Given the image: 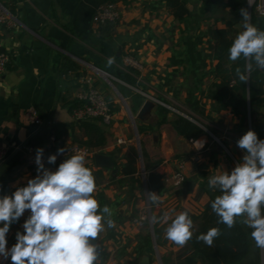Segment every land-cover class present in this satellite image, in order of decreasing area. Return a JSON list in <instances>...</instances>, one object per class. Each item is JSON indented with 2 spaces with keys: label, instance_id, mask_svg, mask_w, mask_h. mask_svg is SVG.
<instances>
[{
  "label": "crops",
  "instance_id": "0c3cea01",
  "mask_svg": "<svg viewBox=\"0 0 264 264\" xmlns=\"http://www.w3.org/2000/svg\"><path fill=\"white\" fill-rule=\"evenodd\" d=\"M167 1L0 0L16 22V25L0 23V48L9 58L0 77V146L8 148L7 161H11L9 165L7 161L0 165V197L11 195L38 175L37 171H31L26 161L27 146L41 149L52 136L56 138V145L76 143L70 126L76 119L70 106L85 89L82 77L89 76L112 103L115 113L113 123L106 125L108 143L102 149L113 158L115 166L101 167L93 158L86 159L90 169L102 175L96 182L93 196L101 209L104 206L111 209L112 215L105 216L115 222L112 228H108L105 222V234L97 247V261L103 254L107 257L102 264H136L144 255L136 252V246L147 225L138 226L132 220L145 211L146 185L142 174L139 183L134 180L138 174L130 176L115 172L117 164L126 163L131 147L135 146L136 130L118 93L103 74L95 73L90 66L118 77L121 72H129L124 56L132 55L142 64L137 76L139 88L189 109L180 100L186 98L190 80L182 81L193 75L184 74L182 65L172 64L179 48L175 46L182 36L205 31L210 26L227 27L235 34L228 22L241 14L240 10L236 12L227 5L223 15L227 21L212 25L210 21L206 23L204 17L216 15L215 7L220 0L212 3L185 0L190 13L181 20L172 14ZM110 2L116 4L120 18L116 22L96 21L98 9ZM238 22L234 25L236 29H239ZM195 25L197 29H194ZM202 46L207 47V44ZM110 58L114 60L111 65L108 64ZM217 64L218 60L208 58L205 71L209 72L211 66ZM166 78H170L171 86L181 92L180 100L168 93V86L164 85ZM217 82L214 74H204L202 89L206 93ZM116 86L136 115L145 97L129 85L116 83ZM202 101L206 103V114L210 118L197 115L199 120L222 138L241 163L245 153L237 142L248 130V114L244 121V117L231 106L216 112L206 95ZM32 106L38 109L43 121L41 125L32 123L26 115ZM175 115L170 111L158 114L157 108L149 121L139 120L137 124L140 147L147 154L149 163L159 161L154 171L165 183L164 192L153 193L160 199L152 204L158 252L161 258L169 257L170 264H174L182 247L166 239V228L180 212L197 213L195 205L204 207L212 196L219 195V190L208 187V179L223 171L230 173L233 166L230 156L208 136L190 139L178 134L173 126ZM155 131L159 132L158 136L154 135ZM75 132L81 135L78 128ZM118 139L124 142L118 143ZM259 139L264 140V136ZM197 142L207 143L206 148H197ZM62 162L46 164L45 169L55 171ZM29 215L30 210H26L19 221L10 226L6 237L8 248L17 242L16 233H23L22 225ZM150 258L151 264H156L153 254ZM0 264H11V260L0 258Z\"/></svg>",
  "mask_w": 264,
  "mask_h": 264
},
{
  "label": "clouds",
  "instance_id": "9594fccd",
  "mask_svg": "<svg viewBox=\"0 0 264 264\" xmlns=\"http://www.w3.org/2000/svg\"><path fill=\"white\" fill-rule=\"evenodd\" d=\"M254 0H248L251 8ZM243 29L233 40L228 53L229 60L243 59L244 72L236 69L240 82L249 79L252 62L264 70V30L251 23L248 9H240ZM113 58L108 60L111 65ZM198 147L203 146L197 142ZM245 153L242 162L231 173L223 171L208 179V187L220 194L211 202V209L219 218L218 223L233 228L239 222L251 229L255 246L264 249V140L253 130H248L237 142ZM65 149H59L63 154ZM57 156L48 157L54 164ZM35 163L38 175L27 185L17 188L11 195L0 197V258H10L11 264H95L98 259L95 241L105 228L115 227L108 218L111 209H102L93 193L96 181L93 172L86 167V157L76 153L59 164L55 171L45 169L43 150L37 149ZM159 197L150 194L153 203ZM26 210L29 217L23 223V233H16V243L7 247L10 226L18 222ZM168 217L165 215L164 220ZM156 222V218H153ZM193 221L187 211L172 219L166 228V239L183 247L193 235ZM221 235L220 229L210 228L199 240L211 246Z\"/></svg>",
  "mask_w": 264,
  "mask_h": 264
},
{
  "label": "trees",
  "instance_id": "16d2710c",
  "mask_svg": "<svg viewBox=\"0 0 264 264\" xmlns=\"http://www.w3.org/2000/svg\"><path fill=\"white\" fill-rule=\"evenodd\" d=\"M214 0H204V2H213ZM168 7L172 14L181 20H185V17L190 13L185 0H168ZM230 6L234 11H239L242 8L247 9V0H232ZM239 20L242 21L241 14L237 15V19L229 21L228 24L232 29H235V34L229 28L210 26L205 31H200L196 34L189 33L186 36H182L175 48V58L172 60L174 66H183L184 74H192L188 79L190 80L188 93L186 98L181 99V92L171 86V79H164V85L168 86V93L172 94L175 99H178L187 106L193 113L202 118H210L206 114V103L202 101L203 95L207 96V99L211 101V108L213 111L219 112L228 106H231L234 111L245 118L247 111H242L240 106H261L264 105V70L256 67L255 62H252V68L250 72H245L249 79L247 82H240L236 69L240 68L244 72L245 61L243 59L236 62L229 60L228 50L240 32L239 29L234 28V25ZM190 23V22H189ZM251 23L258 29L264 30V18L252 14ZM194 29H197L196 25ZM207 44V47H203V44ZM7 54L6 51L0 48V55ZM211 61L218 60L216 66H211L209 72L207 69V59ZM129 72H121L118 77L126 80L127 82L137 85V76L140 74L139 70L132 67H128ZM212 73L218 78L219 82L214 83L206 93L202 89L204 74ZM82 105V101L75 100L70 106V110L73 112L76 108ZM169 110L164 106H158V114L168 113ZM173 120V126L177 133L185 138L198 139L202 135H206L212 139V136L208 134L200 125L194 121L176 114ZM264 114L252 111L251 117V130L255 131L258 138L264 136V121L261 119ZM73 130L74 141L80 145L87 146L93 151L102 152L103 147L108 143V134L106 124L101 118L90 117L80 120H74L70 125ZM78 128L81 135L75 132ZM141 131V128H140ZM213 132H215L212 129ZM248 131V130H247ZM246 131V132H247ZM207 143L204 145L206 148ZM142 155L144 158V170L146 172L147 186L153 192L162 193L165 191V183L162 176L155 172L154 169L159 164V161L149 163L147 160V154L142 148ZM11 161H7L6 164H10ZM86 167L90 169V164L86 163ZM91 170V169H90ZM92 171V170H91ZM93 172L95 181L101 178V172ZM116 173L124 175L134 176L135 181L141 182V168L139 164V155L136 146L131 147V152L127 156L126 163L119 165L115 168ZM220 194V192H219ZM217 196V195H216ZM216 196H212L209 202L204 207L195 205L198 210L197 213L189 214L193 221L192 238L178 251L174 264H262L261 249L255 246L254 241L250 236L251 229L246 225L239 222L236 225L228 229L226 225L218 223L219 218L212 212L211 202ZM154 218V217H153ZM216 227L220 229L221 235L214 239L211 246L205 244L199 240L198 237L212 228ZM154 233L156 237L157 226L154 222ZM150 230H146L138 237V244L136 246V252L141 254L154 253V247L152 244ZM106 254H103L101 260L96 261L95 264H102L106 260ZM162 264H170L169 257H162Z\"/></svg>",
  "mask_w": 264,
  "mask_h": 264
},
{
  "label": "built area",
  "instance_id": "2783aa9c",
  "mask_svg": "<svg viewBox=\"0 0 264 264\" xmlns=\"http://www.w3.org/2000/svg\"><path fill=\"white\" fill-rule=\"evenodd\" d=\"M247 5H248V0H247ZM249 13L252 15L254 13L255 15L259 17L264 18V0H254L253 5L251 8H249ZM120 18V12L116 7V4L113 2L107 3L105 5H102L96 15H95V20L98 22L106 23V22H116ZM0 23L5 24H13L16 25V22L12 19L11 14L9 11L0 4ZM8 55L7 54H2L0 55V77L4 74L7 63H8ZM124 64L128 67H132L134 69L140 70L142 68V64L136 60L132 55H125L124 56ZM92 70L96 73H101L105 76L107 81L110 83V85L114 88V90L120 94V91L118 90V87L116 86V83H121V84H126L129 85L132 89L136 90L139 92L141 95L145 97V99H152L155 101L158 105L164 106L167 108L170 112H173L175 114L182 115L184 117H187L188 119L194 121L198 125H200L208 134H210L213 137V141L216 142L225 152L227 155L230 156L231 163L234 162L231 171L235 168L237 164L240 162L235 158V156L232 154L230 149L227 147L225 142L222 140V138L214 135L203 123L201 120H199L198 116L193 113L191 110L185 108L182 105L179 104H173L164 101L163 99H160L156 95L144 91L139 86L137 85H130L125 83L123 80H121L118 77H115L105 71H102L98 69L97 67L90 66ZM82 84L85 87V89L78 95V99L82 101V105L76 108L73 111V117L74 119H84V118H90V117H96V118H101L102 121L106 125H111L114 121L115 118V113L113 110V105L112 103L106 98V96L100 91V89L94 85V83L91 81V78L89 76L82 77ZM26 115L28 119L36 124V125H41L42 124V119L39 115L38 109L36 107H30L26 111ZM130 115L132 118L133 123H136V117L135 114L130 111ZM135 128L137 129V126L134 125ZM137 134L138 130H136ZM123 139H118V143H123ZM139 142V139H138ZM140 146V143H139ZM65 149V152L61 155L58 154L59 149ZM141 148V147H140ZM43 150V163L44 166L48 163V157L51 155H56L57 159L56 162L64 161L66 158L70 157L71 155H74L76 153H83L85 154L86 159L88 158H93L95 153L100 152L98 150L93 151L87 146L80 145L78 143H72L68 145H56V138L52 136L42 148ZM36 152L37 149L34 146H27L25 149V158L26 161L31 169V171H37V165L35 163V157H36ZM9 157V151L6 146H0V165L7 161ZM55 162V163H56ZM230 171V173H231ZM141 174L144 179V183L146 185V201L147 205L145 207V211L139 215L138 217L134 218L132 221L134 224L138 226H142L144 224L148 225L152 235L155 237L154 234V221H153V204L152 201L150 200V194H153L154 192L150 190L147 186V178H146V172L144 170V166L142 167ZM154 247L157 248V241L156 237L154 239ZM160 257V256H159ZM161 259V257H160Z\"/></svg>",
  "mask_w": 264,
  "mask_h": 264
},
{
  "label": "water",
  "instance_id": "95a60500",
  "mask_svg": "<svg viewBox=\"0 0 264 264\" xmlns=\"http://www.w3.org/2000/svg\"><path fill=\"white\" fill-rule=\"evenodd\" d=\"M241 23L242 22L237 23V27L239 28L240 31L243 30L240 27ZM158 106L159 105L155 101H153L152 99H146L143 106L141 107V109L136 114V118L140 121H149L155 115V112H156ZM240 109L242 111H247V114L249 117L251 116V112L254 110L264 114V105L255 106V107L240 106ZM158 134H159L158 131L154 132L155 136H158ZM93 159H94L97 166H101V167H114L115 166V162H114L113 158L111 156L103 153V152L95 153ZM104 234L105 233L103 230L99 234L98 238L92 242L98 246L100 244L101 239L104 237ZM261 250H262V262H263L262 264H264V249H261ZM136 264H151L150 255L144 254L142 256V258Z\"/></svg>",
  "mask_w": 264,
  "mask_h": 264
},
{
  "label": "rangeland",
  "instance_id": "374dc122",
  "mask_svg": "<svg viewBox=\"0 0 264 264\" xmlns=\"http://www.w3.org/2000/svg\"><path fill=\"white\" fill-rule=\"evenodd\" d=\"M231 1L232 0H220L219 1V3H218V5H217V7H215L216 8V10H215V13H216V15H214V16H205L204 17V21L207 23L208 21H210L211 22V24L213 25V24H217V22H219V21H223L224 23L227 21L226 19H224V17H223V15H224V13H225V8H226V6L227 5H230V3H231ZM247 9H248V11H249V7H248V5H247ZM252 14H254V13H252ZM255 15V14H254ZM252 16V15H251ZM200 21V19L198 20V22ZM118 96H119V99H120V103H121V105L124 107V110L126 111V115L129 117V119L132 121V118H131V115H130V111H131V109L129 108V105H128V103H127V100L125 99V97H123L122 96V94L120 93V94H118ZM135 117H136V115H135ZM261 119H263L262 121H264V116L263 117H261ZM138 119L136 118V123L134 124L133 123V121H132V123H133V125H136L137 126V124H138ZM251 122H252V117L250 116H248L247 117V119H246V127H247V129L249 130L250 129V127H251ZM134 128H135V126H134ZM135 130H137L136 128H135ZM138 139H140V134H137V132H136V136H135V139L133 140V142L135 143V146L137 147V150H138V155H139V164H140V168H141V171H142V167L144 166V158H143V155H142V149L140 148V146H139V142H138ZM212 139H213V137H212ZM142 141V140H141ZM235 156V155H234ZM235 158H236V156H235ZM237 159V158H236ZM238 161H240L239 159H237ZM233 164H234V162H232ZM142 178H143V176H142ZM143 182H144V179H143ZM144 205H145V207H146V205H147V201H146V198L144 199ZM146 210V209H145ZM152 215H153V213H152ZM154 216V215H153ZM145 227H146V224H145ZM144 229V231H146V230H150V228H149V226L147 225V228H143ZM150 232H151V230H150ZM151 237H152V244H153V247H154V239H155V237L151 234ZM261 254H262V250H261ZM153 256H154V259H153V261H156V264H162V260L160 259V254H159V252H157V250H156V248L154 247V253H153ZM160 256V257H159Z\"/></svg>",
  "mask_w": 264,
  "mask_h": 264
}]
</instances>
